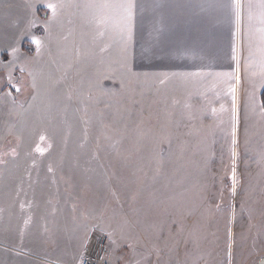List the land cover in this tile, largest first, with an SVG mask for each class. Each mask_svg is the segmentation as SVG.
<instances>
[{
	"label": "rangeland",
	"instance_id": "obj_1",
	"mask_svg": "<svg viewBox=\"0 0 264 264\" xmlns=\"http://www.w3.org/2000/svg\"><path fill=\"white\" fill-rule=\"evenodd\" d=\"M200 4L136 0L126 60L119 38L100 35L84 10L49 19L45 9L53 60L62 66L75 52L81 68L76 109L68 88L58 91L62 109L47 112L45 134L80 139L77 161L92 186L82 208L88 255L101 264H264V86L245 70L255 36L246 8L237 31L231 9ZM234 55L235 145L232 94L216 75L236 69Z\"/></svg>",
	"mask_w": 264,
	"mask_h": 264
},
{
	"label": "crops",
	"instance_id": "obj_2",
	"mask_svg": "<svg viewBox=\"0 0 264 264\" xmlns=\"http://www.w3.org/2000/svg\"><path fill=\"white\" fill-rule=\"evenodd\" d=\"M43 2L0 0V264H74L90 231L82 208L91 206L84 192L92 186L77 161L80 139L45 134L47 112L62 109L58 91L68 88V108L76 109L81 68L75 52L62 66L53 60L57 43L45 41V9L48 17L52 10Z\"/></svg>",
	"mask_w": 264,
	"mask_h": 264
},
{
	"label": "snow or ice",
	"instance_id": "obj_3",
	"mask_svg": "<svg viewBox=\"0 0 264 264\" xmlns=\"http://www.w3.org/2000/svg\"><path fill=\"white\" fill-rule=\"evenodd\" d=\"M32 5L29 4V7ZM136 0H57V2L47 3V8L52 10V16L49 19H55L61 10L66 8H78L82 9L90 15L91 21L100 30V35L105 32H110L119 38L122 45V52L125 55V60L127 59V49L128 45L132 39L133 21L136 9ZM201 10L205 8L208 9H222L229 8L235 15V22L237 24V31H239V25L241 23L242 9H247V20L250 29V36H255L254 49L250 48L249 56L250 59L245 65V70L249 72V75L253 78L259 77L261 86H264V0H247L246 4L242 3V0H201L200 4ZM34 43L37 45V51H39V46L41 41L38 38H33ZM17 49L13 48L12 53L15 54ZM236 49L233 48L235 53ZM258 57V59H257ZM234 60H237V67L233 72L217 73L216 75L225 78L224 82L228 84V91L232 94V143L236 144V123L237 119V106H236V86L231 84L230 81L235 79L237 83L240 80L239 76V61L237 57L233 56ZM131 71V68H128ZM145 75H148L145 73ZM165 78L168 76H181L185 79L201 75V73H162ZM11 79V77H9ZM163 83V80L161 81ZM15 90L20 91L18 86ZM255 89H253V94ZM7 95H11L8 93ZM260 111L264 114V102L259 105ZM215 111V109H213ZM41 140L45 139L44 136L40 137ZM38 151H43V149L37 148ZM236 153L233 151V157ZM233 182L235 185L236 169L233 167ZM235 191V187L233 188ZM27 223V221H26ZM95 227V226H93ZM231 236V233H229ZM89 241L90 236L85 233L84 238L80 243V250L78 251L74 264H89L87 255L89 252ZM229 249L231 244H229ZM231 256V252L228 253Z\"/></svg>",
	"mask_w": 264,
	"mask_h": 264
},
{
	"label": "built area",
	"instance_id": "obj_4",
	"mask_svg": "<svg viewBox=\"0 0 264 264\" xmlns=\"http://www.w3.org/2000/svg\"><path fill=\"white\" fill-rule=\"evenodd\" d=\"M87 259L89 261V264H101V261H99L95 257H91V256L87 255Z\"/></svg>",
	"mask_w": 264,
	"mask_h": 264
},
{
	"label": "trees",
	"instance_id": "obj_5",
	"mask_svg": "<svg viewBox=\"0 0 264 264\" xmlns=\"http://www.w3.org/2000/svg\"><path fill=\"white\" fill-rule=\"evenodd\" d=\"M23 48H24V46H23ZM24 49L26 50V48H24ZM27 52L31 53L30 50H27ZM260 102L261 103L264 102V88L260 94Z\"/></svg>",
	"mask_w": 264,
	"mask_h": 264
}]
</instances>
